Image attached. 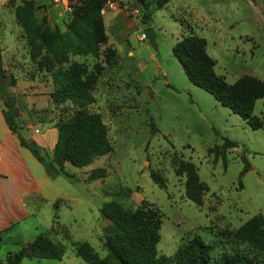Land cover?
<instances>
[{
    "label": "rangeland",
    "instance_id": "1",
    "mask_svg": "<svg viewBox=\"0 0 264 264\" xmlns=\"http://www.w3.org/2000/svg\"><path fill=\"white\" fill-rule=\"evenodd\" d=\"M34 1V15L44 16L49 27L62 30L77 0ZM16 2L0 0L6 93L13 98L21 135L50 156L54 121L62 116V107L64 115L72 107L67 101L51 102L54 84L49 72L36 70L30 63L22 29L13 17ZM118 11L114 23L109 22L113 11L102 15L107 38L99 44L97 55L70 56L88 68L101 65L91 90L94 100L87 107L99 113L111 150L86 165L67 163V174L47 176L25 149L29 170L34 177L44 178L41 195L24 198L26 215L0 229V264H5L7 252L18 250L46 229L51 240L63 245L60 259L23 256L16 264H89L74 253L76 241H86L104 255L101 239L107 234L108 220L99 207L108 199L123 206L142 202L156 208L161 221L155 249L166 255L196 234L212 244L211 254L216 257L234 246L223 241L217 229H234L254 213L264 215V125L252 128L208 91L192 84L171 53L177 39L195 33L205 39L213 70L225 81L232 82L242 73L264 80V0H168L151 8L147 22L154 31L155 49L146 38H138L145 27L138 19V8L132 11L126 6ZM111 48L114 53L105 62L104 52ZM9 74L13 84L8 82ZM0 108L6 109L1 98ZM251 114L264 117V95L254 101ZM224 138L236 146L222 148ZM240 155L249 163L242 173ZM178 158L192 162L207 185L200 205L184 195L183 175L173 172ZM96 166L104 167L105 175L87 179L89 169ZM150 170L162 176L163 186L152 180ZM7 175L10 183L18 177L17 169L10 168Z\"/></svg>",
    "mask_w": 264,
    "mask_h": 264
},
{
    "label": "trees",
    "instance_id": "2",
    "mask_svg": "<svg viewBox=\"0 0 264 264\" xmlns=\"http://www.w3.org/2000/svg\"><path fill=\"white\" fill-rule=\"evenodd\" d=\"M168 0H130L126 6L138 8V19L145 23L151 18V8H159ZM34 0H18L12 5L13 17L21 29L24 46L30 63L36 70L48 71L54 84L49 92L51 102L59 104L67 101L72 110L54 121L55 139L51 155L41 153L37 144L25 139L19 132V121L12 115L13 105L6 93L7 83L3 68L0 70V98L6 109H1L2 117L15 133L20 145L29 150L41 163L45 172L54 175L67 174L64 161L74 166L88 164L93 158L111 150L104 124L96 111L88 109L93 102V83L101 65L94 63L88 68L84 62L70 59L71 55H97L99 44L107 35L100 9L105 0H77L71 5L70 17L64 28L49 27L44 16L34 15ZM151 5V8H150ZM149 26V25H148ZM104 61L114 50H105ZM171 53L179 62L186 78L194 85L208 91L221 105L238 114L252 128L264 125V117L251 114L254 101L264 95V80L248 73H242L232 82L213 70L214 60L205 51V39L195 33L182 35L171 45ZM33 74V73H32ZM32 74L30 76H32ZM8 82L14 83L12 74ZM222 148L236 146L228 138L221 142ZM241 173L249 168L243 155ZM175 175H183V193L196 205L202 203V195L207 189L205 182L198 178L195 166L189 160L178 158L174 162ZM106 170L102 166L89 169L87 179L102 177ZM152 180L163 186V178L153 170ZM101 215L108 220L104 227L107 232L101 239L106 250L102 256L86 241L73 243L74 253L89 264H255L264 262V215L254 213L234 229H217L219 237L233 247L222 250L216 257L211 254L212 244L203 241L196 234L179 243L169 255L157 253L155 245L159 238L160 213L156 208L140 202L134 207L123 206L114 199H108L99 207ZM49 229L39 232L18 250L7 252L5 264H16L21 257H49L60 259L63 245L49 237ZM241 244L243 246H241Z\"/></svg>",
    "mask_w": 264,
    "mask_h": 264
},
{
    "label": "crops",
    "instance_id": "3",
    "mask_svg": "<svg viewBox=\"0 0 264 264\" xmlns=\"http://www.w3.org/2000/svg\"><path fill=\"white\" fill-rule=\"evenodd\" d=\"M120 1L122 2L121 5H119ZM127 3H130V0H105L101 8V17L105 11H113L109 22H116L115 19L120 15L118 10H122V7L126 8ZM115 9H118L117 12ZM17 42L18 39L15 41L16 45ZM16 58L19 59V57ZM53 142V139H49L48 145L50 148ZM25 149L24 146L19 144L15 133L11 132L7 127L0 108V229L6 228L11 222L19 220L26 215V211L23 208L24 198L30 195H41L40 184L44 181V178L34 177L29 170L26 159L30 158ZM67 163L69 162L64 161L63 166L65 167ZM13 167L17 169L18 177H14L9 183L7 172ZM44 173L47 176H51L45 170Z\"/></svg>",
    "mask_w": 264,
    "mask_h": 264
},
{
    "label": "water",
    "instance_id": "4",
    "mask_svg": "<svg viewBox=\"0 0 264 264\" xmlns=\"http://www.w3.org/2000/svg\"><path fill=\"white\" fill-rule=\"evenodd\" d=\"M142 34H143V37L147 39L149 45L153 49H155L156 48V43H155V40H154V31H153V28L151 26H145L142 29ZM0 70H1V54H0ZM8 99H9V101L11 103L13 102L12 96H8ZM12 115L13 116H16V107L15 106L12 107Z\"/></svg>",
    "mask_w": 264,
    "mask_h": 264
},
{
    "label": "built area",
    "instance_id": "5",
    "mask_svg": "<svg viewBox=\"0 0 264 264\" xmlns=\"http://www.w3.org/2000/svg\"><path fill=\"white\" fill-rule=\"evenodd\" d=\"M130 8L132 9V11H137V8L134 6H130ZM142 37H143V34L141 33L138 38H142Z\"/></svg>",
    "mask_w": 264,
    "mask_h": 264
}]
</instances>
